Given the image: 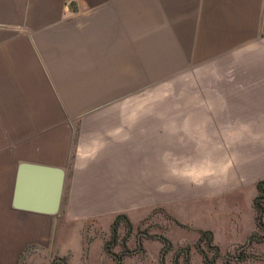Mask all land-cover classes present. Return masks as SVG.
<instances>
[{"label":"crops","instance_id":"0c3cea01","mask_svg":"<svg viewBox=\"0 0 264 264\" xmlns=\"http://www.w3.org/2000/svg\"><path fill=\"white\" fill-rule=\"evenodd\" d=\"M159 90L165 112L153 92L143 102ZM213 115L264 121V0H0V264L77 253L90 222L142 220L175 184L205 183L213 165L195 123ZM262 156L250 152L252 170ZM21 162L66 169L58 215L12 206ZM215 166L228 193L234 169ZM23 177L24 199L50 202L55 175Z\"/></svg>","mask_w":264,"mask_h":264},{"label":"rangeland","instance_id":"374dc122","mask_svg":"<svg viewBox=\"0 0 264 264\" xmlns=\"http://www.w3.org/2000/svg\"><path fill=\"white\" fill-rule=\"evenodd\" d=\"M199 76L191 75V78L194 81L201 80L200 82L203 83L199 85L203 87L206 80L202 75L199 79ZM179 86L183 87V85ZM186 87L193 88L189 85ZM152 92L153 96L159 99L160 112H165L167 91H144V103L150 101L148 99L152 98ZM182 92L176 91V97L183 96ZM185 92L197 91L187 89ZM207 93H210L209 90ZM145 107L144 105L143 108ZM239 108L245 110L247 107ZM237 117L249 116L242 114ZM213 118V120L209 118L206 122L195 123L201 124L202 136L206 135V138L201 137V143L203 147H207V165L208 167L213 165V168L207 169L205 183L202 179V183L194 179L185 188L175 184L174 200L162 202L160 199V204L152 215L148 214L142 220L133 221L131 235L124 242L125 248L124 224L119 226L117 239L113 242L110 227L103 228L101 224L92 221L80 234L81 249L77 253L73 251L63 256V262L56 260L61 258L58 251L52 250L50 253L25 251L19 258L18 264H118L106 251L107 243L111 251L122 254L121 264H159L161 250L166 246H169V250L165 254V264H172L176 255H178L177 263L183 264L184 249H188V264H203L202 256L195 246L200 229L210 230L212 243L219 247V256L215 264H264V238L260 240L250 238L252 233L258 230L255 210L252 208L253 180L264 176V169L260 171L251 169L250 152L255 151L256 155L264 157V121L221 120L220 116L214 115ZM226 134L232 135L231 138H227ZM178 140L175 141L176 145L179 143ZM194 144L192 140L191 145ZM217 145L225 146L227 149L232 145L233 153L231 151L222 155L215 153L212 147ZM215 162H223L234 169L232 172L235 173V183L228 185L230 189L228 193L222 187H218L219 177L216 178V174L221 171L215 169L217 167ZM68 190L69 185L64 194V186L65 200L68 197ZM180 197L184 200L179 201ZM261 233L264 235V231ZM162 237L168 243L163 242ZM201 247L206 250L209 257L213 256V250L208 249L204 242L201 243ZM125 250L128 252H124ZM240 254H245L246 258L239 260Z\"/></svg>","mask_w":264,"mask_h":264},{"label":"trees","instance_id":"16d2710c","mask_svg":"<svg viewBox=\"0 0 264 264\" xmlns=\"http://www.w3.org/2000/svg\"><path fill=\"white\" fill-rule=\"evenodd\" d=\"M256 189H257V194L255 195V197L253 199V207L255 210V221H256V227L258 230L253 232L250 238H252L254 240H260V239L264 238V235L261 233L262 231H264V222H263V217H264V179H260L256 182ZM153 211H155V209L152 210V212L149 214V216L153 214ZM121 224H124V226L126 228V234H125L124 239H123L124 240L123 246L125 248L124 242L131 235V232H132V223L125 213H117L115 215V217L113 218L111 225H110L111 239L113 240V242L116 241L117 235H118V228ZM161 239L163 242L168 243L164 237H162ZM212 241H213V237H212V232L210 230H208V229H200L199 230V237L196 241L195 246L202 256L203 264H215V261H216L217 257L219 256V247L217 245H214L212 243ZM202 242H204L206 244L208 249L213 250L214 253H213L212 257H209L208 254L206 253V250L201 247ZM105 249L118 262V264H121L122 254H116L113 251H111V249L109 247V243L105 244ZM168 250H169V246L162 248L161 256L159 259V264H165L164 258H165V254ZM187 250L188 249H184V251H183L185 253L183 264L189 263V257L187 255ZM124 252H128V251L125 250ZM21 256H22V254H21ZM245 258H246L245 254H240L239 260H243ZM177 259H178V255H176L172 264H178ZM56 260L57 261L60 260L61 262H63L64 258L61 257V258H57Z\"/></svg>","mask_w":264,"mask_h":264},{"label":"water","instance_id":"95a60500","mask_svg":"<svg viewBox=\"0 0 264 264\" xmlns=\"http://www.w3.org/2000/svg\"><path fill=\"white\" fill-rule=\"evenodd\" d=\"M27 168L43 169L55 175V178H53L52 180V193L49 203L47 204L36 203L24 199L23 194H25L26 182L23 177V172ZM66 177H67V171L65 168L62 167L36 165L25 162L19 163L17 168L15 184H14V195H13L12 206L14 208L27 210V211H35L45 214L58 215L63 200V192H64Z\"/></svg>","mask_w":264,"mask_h":264}]
</instances>
